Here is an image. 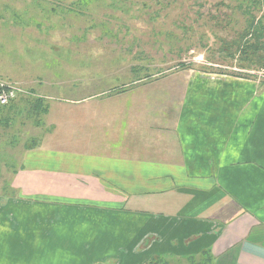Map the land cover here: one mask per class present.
<instances>
[{"label":"crops","instance_id":"0c3cea01","mask_svg":"<svg viewBox=\"0 0 264 264\" xmlns=\"http://www.w3.org/2000/svg\"><path fill=\"white\" fill-rule=\"evenodd\" d=\"M169 80L47 101L0 194V264H264V84Z\"/></svg>","mask_w":264,"mask_h":264},{"label":"rangeland","instance_id":"374dc122","mask_svg":"<svg viewBox=\"0 0 264 264\" xmlns=\"http://www.w3.org/2000/svg\"><path fill=\"white\" fill-rule=\"evenodd\" d=\"M261 2L0 0V83L19 88L6 107L0 104V194L17 191L15 170L32 138L43 134L44 125L27 123L37 98L48 106L49 99L129 91L133 99L140 86L183 83L202 70L264 80L262 68L243 67L237 51L234 58L226 53L234 51L226 41L244 31L250 13L264 16Z\"/></svg>","mask_w":264,"mask_h":264},{"label":"trees","instance_id":"16d2710c","mask_svg":"<svg viewBox=\"0 0 264 264\" xmlns=\"http://www.w3.org/2000/svg\"><path fill=\"white\" fill-rule=\"evenodd\" d=\"M254 4H257V2H255ZM262 5L264 6V0H262L261 2V6ZM249 12L252 11L247 10V14H249ZM253 13L254 12L250 13V18H247V23L244 31L232 41H229L228 43L226 41V46L234 48L233 52L230 51V49H227L226 53H228L230 57L234 58L235 52L237 51L238 58L241 62H243V67H245L246 65H254L264 70V16L258 17ZM222 51L225 52L226 49L222 48ZM217 73L256 78V76L248 75L245 73H225L223 70ZM261 83L264 84V80H261ZM33 103L34 105L32 106V108L29 109V111L31 112L30 115L32 117L33 124L36 126H40L43 122V116L48 112V106L46 105V102L41 98L35 99ZM4 107H6V105L2 106V108ZM38 139L39 138H32V142H34L32 146H35L38 143ZM32 146L28 145L27 147L29 148ZM199 258L200 261H197L195 257H190L189 261L192 264H208V259L210 258V256L207 252L204 251ZM145 264H176V262L174 260L167 259L164 256L155 255Z\"/></svg>","mask_w":264,"mask_h":264},{"label":"built area","instance_id":"2783aa9c","mask_svg":"<svg viewBox=\"0 0 264 264\" xmlns=\"http://www.w3.org/2000/svg\"><path fill=\"white\" fill-rule=\"evenodd\" d=\"M18 90L19 88H17L13 84L0 83V104H8L11 100L15 98Z\"/></svg>","mask_w":264,"mask_h":264}]
</instances>
